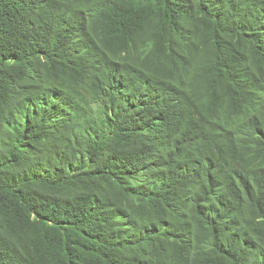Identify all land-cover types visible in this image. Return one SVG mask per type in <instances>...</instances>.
Instances as JSON below:
<instances>
[{
  "label": "trees",
  "instance_id": "trees-1",
  "mask_svg": "<svg viewBox=\"0 0 264 264\" xmlns=\"http://www.w3.org/2000/svg\"><path fill=\"white\" fill-rule=\"evenodd\" d=\"M0 264H264V0H0Z\"/></svg>",
  "mask_w": 264,
  "mask_h": 264
}]
</instances>
